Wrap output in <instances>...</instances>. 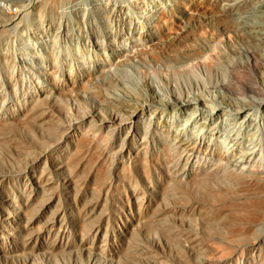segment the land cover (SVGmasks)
Instances as JSON below:
<instances>
[{
	"label": "bare ground",
	"instance_id": "6f19581e",
	"mask_svg": "<svg viewBox=\"0 0 264 264\" xmlns=\"http://www.w3.org/2000/svg\"><path fill=\"white\" fill-rule=\"evenodd\" d=\"M125 2L132 12L98 13L93 49L69 60L66 71L58 69L55 49L48 51L47 67L30 41L44 83L34 81L35 89L18 97L15 83L4 79L0 99L13 103L8 111L0 106V137L8 143L0 159L14 156L15 139L5 133L16 131L33 145L16 148L29 162L52 158L51 149L62 144L72 155L51 161L64 171L63 183L53 182L73 212L87 189L73 173L75 161L91 146L99 153L95 133L116 138L115 152L125 161L108 160L114 188L125 186L130 194L117 199L119 252L108 260L264 264V0ZM33 11L37 18L43 13L38 5ZM15 20L0 8V45ZM124 41L129 46L118 47ZM55 70L64 72H58L62 80ZM102 168L87 176L90 192L110 187ZM138 180L146 197H138ZM193 201L198 208L192 213Z\"/></svg>",
	"mask_w": 264,
	"mask_h": 264
},
{
	"label": "rangeland",
	"instance_id": "374dc122",
	"mask_svg": "<svg viewBox=\"0 0 264 264\" xmlns=\"http://www.w3.org/2000/svg\"><path fill=\"white\" fill-rule=\"evenodd\" d=\"M125 1L128 0H56L54 2L53 0H0V8L6 9L12 18L16 19V28L9 29L3 34L4 39L0 45L3 46L0 48V88L6 87L7 78H11L12 83H15L14 89L17 96L22 97L35 89L34 81L42 82L44 80L45 75L42 70H39L40 60L35 59L38 65L29 55L30 41L38 50L40 57L43 55L41 58L46 62L48 51L53 53L52 49H55L54 51L59 55L53 53L59 65L58 69L62 68V71H66L69 60L74 61L78 56H87L88 50L93 49L90 37L97 29L98 13L116 12L118 8L132 12L129 3ZM35 5L40 6L43 10V13L39 14L41 15L39 18L33 11ZM144 5L147 9L150 8L147 1ZM51 6V12L44 11ZM83 19L86 20V23L83 22ZM38 20L40 21L38 22ZM86 39L90 41H86ZM41 41L44 45L40 43ZM48 43L52 45L51 48L48 47ZM127 46L129 44L125 41L121 45L118 44V47L127 48ZM64 55L67 58H62ZM46 65L49 67L48 62ZM75 67V62H72V68L75 69ZM55 72L57 71L55 70ZM58 72L63 77L64 72ZM58 72L55 74L56 76L60 75ZM9 74L11 77L8 76ZM61 75L58 76L59 79L61 78L60 80H62ZM14 77L15 79H13ZM153 90L156 92V86L153 87ZM11 101L6 103L4 99H0V106L5 103L3 106L5 109L2 110L8 111L13 103ZM87 107L89 110L91 109L90 106ZM95 134L93 135L96 137L94 139L101 143L98 149L99 153L94 146H91L85 155L79 156L73 166V173L82 184L84 182L83 185H86L87 188L84 193L78 196L79 200L83 198V204H80L73 212L64 208L66 204L58 198L57 187L53 182L59 178L61 184L63 183L60 180L64 175L63 168L55 169L51 165V161L61 158L62 155L63 160L64 157H67V161L72 152L62 148V144H57L50 151L52 158L29 162L18 154L16 148L20 150L22 147L23 150H31L33 145L16 131L13 134H4L15 139L10 144L15 151L11 152L14 155L13 160L6 156L0 159V264H113L108 260L109 255L113 256L112 260H116L115 255L119 252L117 247L119 237L113 224L116 221L114 215L118 212L115 206L118 198L128 200L130 193L125 186L121 190L114 188L117 180L114 177L115 171L109 165L108 160L114 158L125 161V158L115 152L118 146L116 138L111 139L104 134ZM6 147L8 148V143L3 140V137H0V148L5 150ZM66 154L67 156H65ZM24 161L26 162L24 163ZM98 166L103 167L102 170L110 182V187L90 192L87 185L90 180L87 179V176H92L98 170ZM4 168L12 169L11 173ZM54 172L57 174V178L56 175L54 178ZM138 182L136 188L138 197H146L149 193L148 190L139 180ZM64 186L68 189L71 188L68 183ZM63 187L61 188L63 189ZM190 207L188 211L193 213L197 210L198 205L193 201ZM133 227L135 228V226ZM135 230L137 233L141 231L140 228ZM137 238L145 240L141 234ZM125 252H120V256H123Z\"/></svg>",
	"mask_w": 264,
	"mask_h": 264
}]
</instances>
